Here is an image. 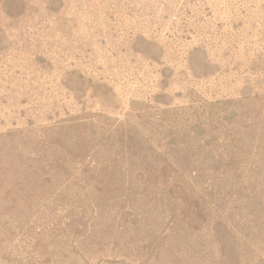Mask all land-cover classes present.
Wrapping results in <instances>:
<instances>
[{"label": "rangeland", "instance_id": "1", "mask_svg": "<svg viewBox=\"0 0 264 264\" xmlns=\"http://www.w3.org/2000/svg\"><path fill=\"white\" fill-rule=\"evenodd\" d=\"M0 264H264V0H0Z\"/></svg>", "mask_w": 264, "mask_h": 264}]
</instances>
